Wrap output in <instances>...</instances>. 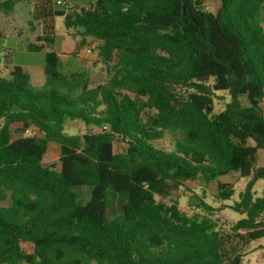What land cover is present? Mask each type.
I'll return each instance as SVG.
<instances>
[{
	"label": "trees",
	"instance_id": "trees-1",
	"mask_svg": "<svg viewBox=\"0 0 264 264\" xmlns=\"http://www.w3.org/2000/svg\"><path fill=\"white\" fill-rule=\"evenodd\" d=\"M31 1L39 41L52 43L64 17L80 45L98 43L109 77L93 86L86 71L64 73L54 52L40 86L20 65L8 77L0 68V264H242L210 218L167 198L203 178L230 200L234 186L219 178L237 172L250 179L230 206L244 215L232 229L264 239V191H253L264 181V0H219L217 12L206 0H94L73 11ZM221 91L231 101L216 113ZM68 121L86 131L67 134ZM167 135L173 150L157 145ZM50 144L59 168L43 163ZM116 199L122 212L110 219ZM195 207L214 210L203 197Z\"/></svg>",
	"mask_w": 264,
	"mask_h": 264
},
{
	"label": "rangeland",
	"instance_id": "rangeland-1",
	"mask_svg": "<svg viewBox=\"0 0 264 264\" xmlns=\"http://www.w3.org/2000/svg\"><path fill=\"white\" fill-rule=\"evenodd\" d=\"M5 0H0V2ZM15 5L9 14L0 12V35L2 44L0 46V68L5 76H9L10 71L15 65L22 66L31 74L32 83L36 86L42 85L45 80L46 54L54 52L61 62V70L64 73L75 71H86L93 86L104 83L109 73L107 66L101 61L98 54V43L92 39L82 46L71 36L64 25V17L55 18V36L52 43L39 41L42 36V27L38 22L30 24L32 20L31 13L33 5L31 0H14ZM66 6L57 5L58 9L73 11L80 7L89 8L94 0H62ZM206 10L217 12L219 10V0H206ZM35 43L43 44V51H30L28 45ZM92 49V52H88ZM231 101V95L228 92H218L215 95V112H221ZM243 102L246 99L243 98ZM0 121V127L3 125ZM14 130L20 128V125L14 124ZM93 128V131H99ZM86 131L85 126L78 121H68L66 133L81 134ZM32 129L26 132L30 134ZM176 137L167 135L164 141L157 142L159 147L167 150H173ZM119 147V146H118ZM119 149V148H117ZM60 149L56 144H50L44 157L45 165H56L59 168ZM259 165H264V152H260ZM250 178L241 177L237 172L219 178L220 182L233 184L235 195L230 200H220L215 197L218 187L217 180L208 182L201 178L194 183H188L186 187L181 186L172 192L167 198L169 202L179 201V206L189 214H195L198 217H208L215 224V230L222 238L225 249L231 252L243 255L242 264H264V239L257 241H247L244 233L236 232L232 229L235 220L244 217L243 214L233 210L239 201V196L246 189ZM81 202H87L90 199V189L88 187L77 188ZM255 197H261L264 191V181H258L254 187ZM198 196V197H197ZM203 197L205 201L214 208V210L197 209L195 205ZM122 212L121 201L113 200L108 209V218L118 217ZM24 248L31 252V244H24Z\"/></svg>",
	"mask_w": 264,
	"mask_h": 264
},
{
	"label": "built area",
	"instance_id": "built-area-1",
	"mask_svg": "<svg viewBox=\"0 0 264 264\" xmlns=\"http://www.w3.org/2000/svg\"><path fill=\"white\" fill-rule=\"evenodd\" d=\"M58 3L64 4L65 2L64 1H61V0H58ZM88 52H92V49H89Z\"/></svg>",
	"mask_w": 264,
	"mask_h": 264
},
{
	"label": "crops",
	"instance_id": "crops-1",
	"mask_svg": "<svg viewBox=\"0 0 264 264\" xmlns=\"http://www.w3.org/2000/svg\"><path fill=\"white\" fill-rule=\"evenodd\" d=\"M31 75V74H30Z\"/></svg>",
	"mask_w": 264,
	"mask_h": 264
}]
</instances>
